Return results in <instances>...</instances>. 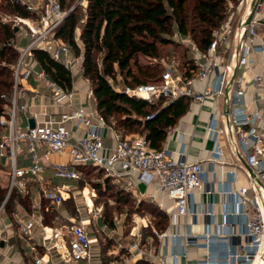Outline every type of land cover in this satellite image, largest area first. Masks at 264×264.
<instances>
[{"label":"built area","instance_id":"built-area-1","mask_svg":"<svg viewBox=\"0 0 264 264\" xmlns=\"http://www.w3.org/2000/svg\"><path fill=\"white\" fill-rule=\"evenodd\" d=\"M14 1L23 3L36 15L28 18L2 15L3 21L12 22L19 27V31L28 37V43L21 48L14 66L13 93L8 114L0 117L3 128L0 138V166L9 165L10 168L6 194L3 198L0 197V253L1 242L8 240L5 214L12 194L16 190L24 193L32 181L44 187L43 174L47 168L44 159L48 160L52 153H68L73 164H93L108 173L118 166L124 174L136 175L141 183L155 185L172 201L170 222L177 230L168 233L152 226V233L148 234L150 224L146 217H141L142 222L136 219V224L124 234L118 231L123 223L120 218L114 217L112 224L102 221L103 208L90 207L89 212L93 213L98 230L103 233V242L112 240L106 251H102L99 238L92 235L88 228L89 221L69 217L67 222L59 225L46 224L40 212L42 195H38L34 201L37 212L28 220H16L20 225L21 237L28 242L32 264H137L140 259L154 264L155 259H158L157 264H264V95L260 98L263 100L262 108L252 112L247 109L245 100L250 88L264 90V33L260 29L261 19L258 17L264 12V0L257 1L249 24L246 22L249 16H241L235 27L226 21L221 28L215 30L207 50L199 49L191 41L195 75L186 76L180 64L172 62L166 65L159 82L125 85L118 89L129 96L149 101L185 95L199 104L232 90V95L228 97L226 131L232 136L236 149H239V142L253 175L247 186L236 190L223 186L218 190L222 197L225 221H213L211 229L200 234L183 229L181 218L204 214L215 220V211L212 203L196 205L192 201L196 192L204 185L205 169L201 161H190L185 151H180L179 156L174 157L167 148L151 147L143 135L129 138L117 131L114 145L108 147L101 132V126L106 123L104 117L98 111H86L81 107L72 108L60 119L46 113H37L34 115L33 127L19 126V113L27 109L25 104L19 102L24 93L22 83L32 75L45 79L58 101L67 99L72 102L75 96L73 88L66 90L50 79L44 70L35 69L31 60L32 50H46L54 59L64 62L72 73L74 70H83L84 51L81 37L75 39L81 47L78 55L72 54L73 47L69 42L56 37L57 29L69 14L61 0ZM233 40L237 42L235 61L229 65L221 49L231 48ZM257 54L261 55L263 69L247 76V71L260 63L256 59ZM93 94L91 89L90 95ZM70 121L84 125L85 134L77 137L67 125ZM208 129L215 134L213 158L220 160L223 150L218 138V120L214 116ZM41 146L45 147L44 154L39 152ZM24 152L29 154V165L19 163V156ZM8 157L9 164L4 162ZM53 167L56 177L73 180L81 178L75 168L64 163H57ZM250 190L251 196L248 193ZM62 191H67V188L63 187L60 194L53 195L57 205L64 200ZM215 192L214 189L207 190L211 196ZM141 197L157 201L153 193L144 192ZM229 217L231 221L227 220ZM38 228L41 232L36 234ZM153 236H169L171 250L167 254L157 255L154 245L149 241ZM96 246L99 249L97 254L94 252ZM201 248L205 249L204 257L189 259L191 249ZM0 264H5L1 258Z\"/></svg>","mask_w":264,"mask_h":264},{"label":"trees","instance_id":"trees-1","mask_svg":"<svg viewBox=\"0 0 264 264\" xmlns=\"http://www.w3.org/2000/svg\"><path fill=\"white\" fill-rule=\"evenodd\" d=\"M72 1L74 0H61L65 9ZM241 1L88 0L87 19L80 36L84 46L83 75L91 82L97 110L106 123L113 126L123 137L138 133L145 136L151 147L163 148L169 130L189 110L192 99L183 95L149 101L129 96L116 89L109 78L114 79L120 73L126 85L159 82L166 65L160 61L144 62L143 57L152 60L170 55L172 50L168 46L179 43L185 37H189L199 49L207 50L213 40L214 31L221 28L230 16L232 9L230 2ZM2 15H20L28 18L36 14L21 2L0 1V117L8 114L13 93L14 66L21 53L18 44L19 30H15L12 22L3 21ZM78 22L76 10H72L56 31V37L69 42L77 55L81 53V47L75 40ZM186 50L185 54H188V57L180 62V67L186 76H193L196 69L189 44ZM98 53L103 55L102 65L99 63ZM31 60L64 89L73 88L72 71L46 50L34 48ZM2 131L0 124V138ZM105 181L111 180L105 177ZM28 190L29 186L24 193L16 190L9 202L17 200L32 212V196ZM5 194L6 189H0V197L3 198ZM130 195L128 192L127 196ZM127 196L123 198L122 195H118V200L124 199L126 204ZM67 200H63L64 203H67ZM9 202L8 204L11 203ZM115 210L118 211V207ZM60 211L61 208L55 204L54 199L42 195L40 212L46 224L54 225ZM119 213H123V210ZM128 213H149L153 216L154 225L148 227V234L152 233V226L159 231H165L168 226L167 212L156 204H149L147 200H141L138 207L133 211L127 210ZM102 221H109L112 224L113 216L104 215ZM99 241L102 251H106L112 244V240L103 242L102 237ZM137 264L154 263L140 259Z\"/></svg>","mask_w":264,"mask_h":264},{"label":"crops","instance_id":"crops-1","mask_svg":"<svg viewBox=\"0 0 264 264\" xmlns=\"http://www.w3.org/2000/svg\"><path fill=\"white\" fill-rule=\"evenodd\" d=\"M257 1L258 0H245L246 7L244 8V12H242V16L248 17L251 11L255 8ZM258 17L261 19L260 29L264 33V12L259 14ZM19 35H22L20 36L22 38L26 37L22 31H19L18 36ZM27 43L28 37H26V45ZM236 45V40H233L231 48L221 49V53L222 55H225L229 65H232L235 61L234 51L236 49ZM256 59L260 62L261 55L257 54ZM32 65L37 70H43L34 61H32ZM262 69L263 64L260 62L256 67L247 71V76H250L254 71ZM239 72L242 71L240 70ZM73 74V89L75 90V96L72 102L67 99L58 101L52 95V91L45 79H39L35 75H32L29 79L23 80L22 85L24 93L23 96L20 97L19 102L21 104H25L27 109L26 111H20L19 113V126L24 128L27 125H30V120L34 119V115L37 113H46L60 119L64 113L69 112L72 108L81 107L86 111L97 112L96 99L94 94L90 95V90L92 88L89 86V80L84 77L83 70H74ZM79 74H81V76H79ZM199 84L200 83H197L198 86H200ZM232 93L233 92L231 90L229 93L226 91L224 95L218 98L210 97L206 99L203 104H199L198 102L192 100L190 102L189 110L179 119L177 124L169 130L168 135L163 142V147L171 151L174 157H178L180 151H185L187 158L190 161H201L204 165V185L196 192L192 201L196 205L212 203L215 211V220L204 214L188 215L185 218H181V227L196 234H200L211 229V223L213 221H225V217L222 214V197L218 190L223 186L234 190L247 186L249 184V178L253 175V170L248 164L245 155L241 151L239 142L237 143L239 149H236L232 136L226 131L228 125V114L225 112V95L228 94L229 97ZM263 95L264 90L250 88L247 91L245 100L249 112L262 108L263 100L261 101L260 98L263 97ZM213 116L218 120V138L223 150V156L220 160H215L213 158V151L215 149V134L211 133L208 129V125ZM67 125L73 129L77 137L83 136L86 132V127L82 124L70 121ZM101 132L106 145L108 147L114 145L115 129L113 126L105 123L101 126ZM127 136L129 137V135ZM39 152L44 154L45 147L41 146ZM44 162L47 165L46 171L43 174L45 179L44 187L35 181L28 184V191L32 196L33 211L29 212L27 208H25L17 200H14L13 203H10V201V204L7 205L5 223L8 227L6 232L8 240L7 242H1L2 250L0 253V258L5 264H32L28 242L21 237L20 225L16 220H28L33 213L37 212L34 201L38 195H44L54 199L53 195L60 194V189L65 187L67 188V191H62L64 200L73 197L75 199L77 210L90 211V207L97 209L90 191L87 188H83V190L80 189L81 178L78 180L65 179L64 182L61 180L63 178L60 179L55 176V169L53 165L57 163H64L69 167L75 168L80 174V170L77 169L78 165L73 164L68 153L62 155L52 153L48 160L44 159ZM19 163L21 165H29L31 163L29 154L26 152L21 153L19 156ZM105 177L109 178L114 183L123 184L125 189L131 190L140 196H143L144 192L155 194L157 197V205L159 208L167 212L168 215L169 222L165 231L173 233L177 230V227L170 222V212L173 209L172 201L155 185H146L145 191L142 192L139 187L141 182L138 180V177L133 174H124L123 170L118 166L112 172H107ZM73 181H77V183H73ZM7 186L8 185H4L0 182V189H6L7 191ZM208 189H214L216 191L215 194L213 196L208 194ZM248 193L250 196L252 195L251 190ZM80 196L83 197L81 202L79 198ZM63 202L60 205H57L55 202V204L61 208L59 215L60 218L57 217L54 223L56 225L67 222L69 217H74L70 215L67 210H65ZM160 203H162V205H160ZM227 220L231 221L232 219L229 217ZM138 221L140 223L142 222L140 220ZM89 225L88 228L92 235H94L93 230ZM124 227L125 224L122 223L121 226L118 227V231L123 233ZM96 228L99 232L97 223ZM40 232L41 230L38 228L36 230V234ZM12 239H16L18 242L19 249L17 251H14L12 246H10V241H12ZM149 241L154 245V250L157 255L167 254L171 250V241L169 236H164L162 238L153 236L149 239ZM21 243H23L24 246H22ZM94 249V252L97 254L99 250L98 247L96 246ZM204 256L205 249L203 248L191 249L189 252V259L191 260H196L197 258ZM154 261L155 264L158 263V259H155Z\"/></svg>","mask_w":264,"mask_h":264},{"label":"rangeland","instance_id":"rangeland-1","mask_svg":"<svg viewBox=\"0 0 264 264\" xmlns=\"http://www.w3.org/2000/svg\"><path fill=\"white\" fill-rule=\"evenodd\" d=\"M87 6H88V0H74L72 2L69 3V5H66V9L71 12L72 10H76V15L79 19L78 22V26L75 32V39L77 37L81 36V31L83 28V25L87 19ZM246 7V3H243V0L241 1V3H234V2H230V9H231V13L230 16L227 18L226 21H228L230 24H232L234 27L238 24L239 20L241 19L242 16V12H244V8ZM22 26L26 27L24 24H22ZM22 36L19 35L18 38ZM191 39L189 37H185L183 39H181L179 41V43L173 44L168 46L171 50L172 53H170V55H164L161 58H156V59H150V58H142V61L147 62V61H153V62H158L160 61L161 63H163L164 65H169L172 62H176L179 63L183 60L186 59L188 57V54L186 53V48H187V44L190 45L191 43ZM19 46L22 48L24 46H26V37L19 38L18 41ZM83 43H82V50H83ZM192 53V52H191ZM72 54L76 55V52L74 49H72ZM98 58H99V63L100 65H102V57L103 55L98 53ZM184 55H186L184 57ZM79 76H81V74H79ZM73 78H74V74H73ZM109 81L112 83V85L117 88V89H121L123 88L126 83L124 82V77L123 75H121L120 73H118L116 75V78H109ZM89 86L90 88L91 86V82L89 81ZM139 135L138 133H134V134H130V137H135ZM128 137V136H127ZM5 163L9 164L10 159L5 158L4 159ZM9 165H1L0 166V182L4 185H8L10 182V175H9ZM80 170V176H81V180H80V189L83 190V188H87L90 191V194L94 200L95 203V207L96 208H103L104 210V215H108V216H113L114 217H118L121 219V221L125 224L124 227V234H127L128 231L132 228V226L135 223V220H140L141 217H147V220L149 222V224H153L154 218L151 214L149 213H144V214H140V213H132L129 214L131 212H129L127 214V210L129 211H133L136 207H138V205L140 204L141 200H147L149 204H156L157 203L152 200L151 198H145V197H141L140 195H138L137 193L125 189L123 184L120 183H114L112 181H105V176L107 174V172L105 170H102L100 168H97L96 166L90 165V166H80L79 167ZM59 178V177H58ZM61 179V178H60ZM62 181H64L65 179H61ZM65 182V181H64ZM67 182V181H66ZM77 181H73V183ZM68 184V183H67ZM122 191V193L120 192ZM130 192L131 195L127 196V193ZM118 195H122V197L124 198L125 196H127L128 198V202H126V204L124 203V199L122 201L118 200ZM80 198V202L82 201L83 197H79ZM67 203H64V207L65 210L68 211V213L72 216H74L77 220H85V221H89L91 226L90 228L93 230V234L95 236H97L99 239L102 237V241L103 240V233H99L97 231L96 228V219L93 216V213H90L89 211H79L77 210V206L75 203V199L73 197L68 198ZM12 203V202H11ZM116 207H118V211H116ZM123 213H119V211H122ZM75 211V212H74ZM111 211V212H110ZM102 235V236H101ZM10 246H12L14 251H17L19 249V245L16 239H12V241H10ZM22 246L23 243H21Z\"/></svg>","mask_w":264,"mask_h":264},{"label":"water","instance_id":"water-1","mask_svg":"<svg viewBox=\"0 0 264 264\" xmlns=\"http://www.w3.org/2000/svg\"><path fill=\"white\" fill-rule=\"evenodd\" d=\"M254 13H255V9L252 10L251 14L249 15L248 19H247V24L250 23L251 19L253 18L254 16ZM15 30L18 31L19 30V27L18 26H15ZM235 76V75H234ZM225 112L228 114L229 113V100H228V94L225 95ZM35 125V120L34 119H31L30 120V126L33 127ZM140 189L142 192L145 191L146 189V184L145 183H140L139 185Z\"/></svg>","mask_w":264,"mask_h":264}]
</instances>
